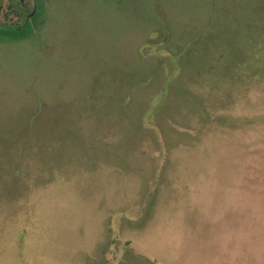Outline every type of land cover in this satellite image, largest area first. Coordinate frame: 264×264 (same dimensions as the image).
I'll return each mask as SVG.
<instances>
[{
	"label": "rangeland",
	"instance_id": "374dc122",
	"mask_svg": "<svg viewBox=\"0 0 264 264\" xmlns=\"http://www.w3.org/2000/svg\"><path fill=\"white\" fill-rule=\"evenodd\" d=\"M23 1L0 264H264V0Z\"/></svg>",
	"mask_w": 264,
	"mask_h": 264
},
{
	"label": "flooded vegetation",
	"instance_id": "af4514ba",
	"mask_svg": "<svg viewBox=\"0 0 264 264\" xmlns=\"http://www.w3.org/2000/svg\"><path fill=\"white\" fill-rule=\"evenodd\" d=\"M10 9L9 17H14L17 20V24L13 25H5L4 28L7 29H22L23 27H27L28 30L32 26V20H35L36 12H37V5L34 4L32 12H28L27 5L23 0H8V5ZM1 11V6H0ZM3 28V27H2Z\"/></svg>",
	"mask_w": 264,
	"mask_h": 264
},
{
	"label": "trees",
	"instance_id": "16d2710c",
	"mask_svg": "<svg viewBox=\"0 0 264 264\" xmlns=\"http://www.w3.org/2000/svg\"><path fill=\"white\" fill-rule=\"evenodd\" d=\"M27 27H23L22 29H7V28H1L2 30H4L3 33L0 34V38L3 37L2 39H6V40H10V41H18V40H22L25 39L29 34L26 32H21V30H25Z\"/></svg>",
	"mask_w": 264,
	"mask_h": 264
}]
</instances>
